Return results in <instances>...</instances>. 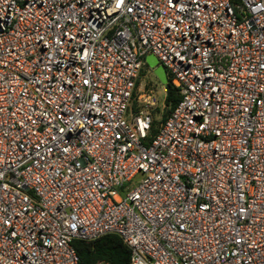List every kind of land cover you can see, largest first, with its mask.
Returning <instances> with one entry per match:
<instances>
[{
    "label": "built area",
    "instance_id": "2783aa9c",
    "mask_svg": "<svg viewBox=\"0 0 264 264\" xmlns=\"http://www.w3.org/2000/svg\"><path fill=\"white\" fill-rule=\"evenodd\" d=\"M148 54L181 93L150 143ZM108 233L131 264H264V0H0V264Z\"/></svg>",
    "mask_w": 264,
    "mask_h": 264
},
{
    "label": "trees",
    "instance_id": "16d2710c",
    "mask_svg": "<svg viewBox=\"0 0 264 264\" xmlns=\"http://www.w3.org/2000/svg\"><path fill=\"white\" fill-rule=\"evenodd\" d=\"M143 67L141 72L143 71ZM141 81L140 73L137 86ZM169 81L171 84V92L166 97V108H164L162 113L161 121L165 120L171 114L181 99V93L174 85L170 75ZM133 105L137 107V101L135 99ZM160 123L154 117L150 136L146 140V143H150L158 133ZM74 246L80 258V264H131V248L118 233H108L94 240L77 239L74 241Z\"/></svg>",
    "mask_w": 264,
    "mask_h": 264
},
{
    "label": "rangeland",
    "instance_id": "374dc122",
    "mask_svg": "<svg viewBox=\"0 0 264 264\" xmlns=\"http://www.w3.org/2000/svg\"><path fill=\"white\" fill-rule=\"evenodd\" d=\"M142 82L147 85L149 90H152L156 94V98L158 99V106L153 110V117H155L158 121L162 122V113L165 108V101L168 93L165 90L163 83H161L158 78L154 75L151 69H144L141 72ZM127 120L130 121V116L127 114Z\"/></svg>",
    "mask_w": 264,
    "mask_h": 264
},
{
    "label": "water",
    "instance_id": "95a60500",
    "mask_svg": "<svg viewBox=\"0 0 264 264\" xmlns=\"http://www.w3.org/2000/svg\"><path fill=\"white\" fill-rule=\"evenodd\" d=\"M144 69H151L159 81L163 83L166 92L168 94L171 92L168 72L165 66L159 62V59L154 54H148L145 57Z\"/></svg>",
    "mask_w": 264,
    "mask_h": 264
}]
</instances>
